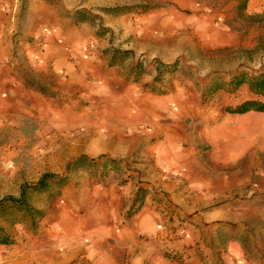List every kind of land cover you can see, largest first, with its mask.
I'll use <instances>...</instances> for the list:
<instances>
[{
	"label": "rangeland",
	"instance_id": "1",
	"mask_svg": "<svg viewBox=\"0 0 264 264\" xmlns=\"http://www.w3.org/2000/svg\"><path fill=\"white\" fill-rule=\"evenodd\" d=\"M263 67L264 0H0V264H264V113L213 90Z\"/></svg>",
	"mask_w": 264,
	"mask_h": 264
},
{
	"label": "trees",
	"instance_id": "2",
	"mask_svg": "<svg viewBox=\"0 0 264 264\" xmlns=\"http://www.w3.org/2000/svg\"><path fill=\"white\" fill-rule=\"evenodd\" d=\"M242 85H246L248 90L257 98V100L244 102L234 110H231V113L245 114L252 111L264 113V101L260 100L264 99V67L252 76L241 74L235 76L229 82L215 85L213 90L217 91L219 89H223L224 87L232 86L233 90H231V92H234L235 89ZM0 244H5V242H0Z\"/></svg>",
	"mask_w": 264,
	"mask_h": 264
},
{
	"label": "crops",
	"instance_id": "3",
	"mask_svg": "<svg viewBox=\"0 0 264 264\" xmlns=\"http://www.w3.org/2000/svg\"><path fill=\"white\" fill-rule=\"evenodd\" d=\"M0 123H1V121H0ZM4 249H5V245L0 244V253H1L2 251H4Z\"/></svg>",
	"mask_w": 264,
	"mask_h": 264
},
{
	"label": "bare ground",
	"instance_id": "4",
	"mask_svg": "<svg viewBox=\"0 0 264 264\" xmlns=\"http://www.w3.org/2000/svg\"><path fill=\"white\" fill-rule=\"evenodd\" d=\"M251 117H252V116H251ZM253 118H255V117H253ZM259 118H260V117H259ZM260 119H261V118H260ZM260 119H259V120H260ZM252 120H253V119H252ZM256 122H257V121H256ZM259 122H260V121H259ZM260 123H261V122H260ZM252 124H255V123L253 122ZM248 125H250V124H248ZM252 126H253V125H252ZM258 127H260V126H258ZM248 129H249V128H248ZM248 129H247V130H248ZM249 130H250V129H249ZM252 130H253V129H252ZM244 136H245V135H244ZM246 136H247V135H246ZM261 137H262V136H261ZM246 142H247V141H246ZM104 146L106 147V145H104Z\"/></svg>",
	"mask_w": 264,
	"mask_h": 264
}]
</instances>
